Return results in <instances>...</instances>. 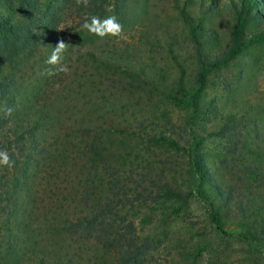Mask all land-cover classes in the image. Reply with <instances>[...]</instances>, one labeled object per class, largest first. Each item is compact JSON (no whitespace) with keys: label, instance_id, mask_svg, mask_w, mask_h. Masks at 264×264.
<instances>
[{"label":"trees","instance_id":"obj_1","mask_svg":"<svg viewBox=\"0 0 264 264\" xmlns=\"http://www.w3.org/2000/svg\"><path fill=\"white\" fill-rule=\"evenodd\" d=\"M196 1L203 5L209 0H184L181 20L187 26L197 68L187 77L181 67L175 85L182 97L170 96L176 104L192 110L185 125L192 137L185 152L189 189L182 194L168 182L157 187L170 197L199 199L218 230L225 232L227 222L234 218L248 240L264 244V104L252 101L230 104L223 97L207 98L209 86L232 64H236L238 72L234 83H226L230 92L234 90L233 84L239 85L245 72L250 71L248 67L246 71V63L240 58L264 40V0H233L231 9L236 24L229 29L226 49L216 53L212 51L218 39L216 32H209L196 22L199 19L195 20L188 8ZM129 2L20 0L18 13L0 15V152H7L14 161L11 167L4 164L0 167V202H5L0 203V210L9 213L0 223V264H83L73 242L80 244L84 239L100 247L102 244L115 264H140L141 255L149 250L138 244L135 222L121 213L127 185L119 179V168L112 159L120 152L112 151L109 141L101 140L102 132L111 134L110 125L114 124L102 125L101 114L100 118L86 115L93 124L92 140L78 147L79 154L71 155V151L61 147L71 134L67 122H73L76 116L67 115L70 111L64 109L67 102L73 100L72 107L77 100L70 88L72 83L65 88L64 82L76 71L49 76L46 70L57 66L47 64L38 83L35 80L28 83L30 88L20 73L22 69L18 71L31 57L48 58L60 42L71 47L69 50L78 48L73 51L77 63L83 59L84 69L89 68L90 74L101 72L102 68L123 70L113 61L116 58L111 60L116 51L98 46L101 37L81 26L85 17L109 16L106 5L112 4L113 15L125 23L129 18ZM210 2L209 11L212 4H217L216 0ZM67 12L79 15L83 21L61 36L65 32L59 29L61 15ZM169 42L172 50L174 42ZM83 47L89 49L83 52ZM254 59L259 61L258 57ZM124 73L134 80H145L139 71L124 69ZM93 104L80 109L83 115ZM93 111H101V99ZM208 123L213 124V129L203 134L201 130ZM212 137L214 141L218 138L219 143L205 149L204 142ZM167 140L164 135L156 139L161 143ZM172 142L178 145L177 141ZM68 166L72 169L68 176L74 174L78 179L76 194L82 209L76 211L65 206L66 198L59 199L56 195L57 203L55 200L34 213L32 172L33 177L40 176L41 184L53 183L60 189L63 186L60 176Z\"/></svg>","mask_w":264,"mask_h":264},{"label":"rangeland","instance_id":"obj_2","mask_svg":"<svg viewBox=\"0 0 264 264\" xmlns=\"http://www.w3.org/2000/svg\"><path fill=\"white\" fill-rule=\"evenodd\" d=\"M216 1L211 11L208 8L212 2L210 0L203 5L196 1L188 7L193 18L199 19L196 22L207 27L209 32H216L218 39L213 46L214 53L226 49L230 41L229 29L236 24L231 9L233 0ZM183 4L184 0H130L129 18L125 23L119 22L122 26L120 35L106 36L97 43L101 48L116 51V56H112L111 60L116 58L113 61L123 70L102 68L101 72L90 74L89 68L84 69L86 65L83 59L77 63L73 51L76 52L78 48L69 50L71 47L65 46L60 63L66 65L69 72L76 71L64 82L65 88L67 83L68 87L72 83L70 88L77 100L72 107L70 104L73 100L67 102V109H64V112L70 111L67 115L76 116L73 122H67V126L71 125V134L61 143V147L71 151V155L74 152L79 154L78 147L84 145V141L92 140L90 133L93 124L86 115L100 118L101 114L102 125L114 124L110 125L111 134L102 132L101 140L109 141L111 150L120 152L112 159L114 166L119 168V179L127 185V198L124 197L121 213L135 222L138 244L149 248L141 255L140 264H264V244L248 240L234 218L227 222L225 232L218 230L199 199L193 196L170 197L159 187L168 182L182 194L189 189L188 156L185 152L192 137L185 125L186 118L192 116V110L176 104L170 97H182L175 85L181 67L185 68L187 77L197 68L187 26L181 20ZM19 6L20 0H0V15L18 13ZM106 8L109 16H112L114 5H106ZM61 18L63 21L59 29L65 31L61 36L83 21L82 17L72 12L62 14ZM170 40L174 42L172 50ZM88 49L84 48L83 52ZM246 54L240 60L246 63V71L247 67L250 71L245 72L239 85L234 87L233 84L234 90L231 92L226 86V83L236 80L238 67L232 64L222 77L209 86L208 99L223 97L230 104L249 101L264 104V40L253 45ZM254 57H258L259 61ZM46 60V57L37 55L20 66L18 71L22 69L20 73L24 75L27 87L30 88L29 84L34 80L38 83L47 65ZM124 69L139 71L145 80H134L124 73ZM100 99L101 111L92 112ZM92 103V109L83 115L80 109ZM212 129L213 124L208 123L201 131L204 134ZM65 131H68L67 127ZM161 135L168 140L157 142ZM216 139L214 141L212 137L205 141V149L219 143V139ZM172 141H177L178 145ZM71 170L68 166L60 176L63 183L61 190L56 189L53 183L41 184L40 176L33 177L32 172L34 213L42 211L44 205L55 200L57 203L56 195H59V199L62 196L67 199L64 200L65 206H71L76 211L82 209L76 194L78 179L74 174L68 176ZM8 215L6 210H0V223ZM84 240L79 241L80 244L73 242L75 253L83 259V264H115L102 244L100 247L94 241Z\"/></svg>","mask_w":264,"mask_h":264},{"label":"clouds","instance_id":"obj_3","mask_svg":"<svg viewBox=\"0 0 264 264\" xmlns=\"http://www.w3.org/2000/svg\"><path fill=\"white\" fill-rule=\"evenodd\" d=\"M81 27L83 29H86L89 33L101 38H104L109 35L119 36L122 31V26L115 15L108 16L106 18H100L96 15L85 17L84 23ZM64 49L65 43L60 42L52 50L51 55L47 58L45 63H47L48 65H56L57 67L55 69L51 67L48 68L46 70L47 75L53 76L57 72H68L67 66L60 63L61 55ZM11 111V109H8V114H11ZM13 163L14 161L10 159L7 152H0V164H4L11 167Z\"/></svg>","mask_w":264,"mask_h":264}]
</instances>
